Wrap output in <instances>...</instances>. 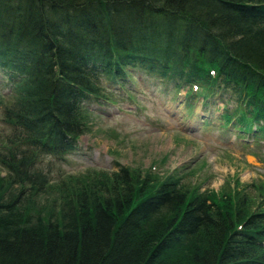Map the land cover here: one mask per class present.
Returning <instances> with one entry per match:
<instances>
[{
	"label": "trees",
	"instance_id": "1",
	"mask_svg": "<svg viewBox=\"0 0 264 264\" xmlns=\"http://www.w3.org/2000/svg\"><path fill=\"white\" fill-rule=\"evenodd\" d=\"M136 68L264 140V0H0V264H264L262 183L41 166L89 131L105 82L131 96Z\"/></svg>",
	"mask_w": 264,
	"mask_h": 264
},
{
	"label": "rangeland",
	"instance_id": "2",
	"mask_svg": "<svg viewBox=\"0 0 264 264\" xmlns=\"http://www.w3.org/2000/svg\"><path fill=\"white\" fill-rule=\"evenodd\" d=\"M160 81L136 68L125 90L130 97L105 82L111 100L103 97L101 104L96 99L85 102L90 111L89 131L63 159L45 157L41 166L50 168L53 180L91 169L114 171L126 166L159 177L174 171L186 185L200 190L219 192L235 180L264 185V140L241 138L219 127L213 114L218 115L221 109L214 107L212 113L213 107L205 110L201 98L189 102L186 111L185 90L172 89L171 84ZM0 91L6 93L9 87L0 85ZM224 94L229 96L228 91ZM216 105L220 108L221 102ZM205 117L209 121L202 125ZM8 132L0 119V143ZM249 189L255 190L252 186Z\"/></svg>",
	"mask_w": 264,
	"mask_h": 264
},
{
	"label": "bare ground",
	"instance_id": "3",
	"mask_svg": "<svg viewBox=\"0 0 264 264\" xmlns=\"http://www.w3.org/2000/svg\"><path fill=\"white\" fill-rule=\"evenodd\" d=\"M242 18V17H241ZM242 20V19H241ZM246 21V20H245ZM247 22V21H246ZM161 82V81H160ZM89 125V124H88ZM88 131V130H87ZM230 181V180H229ZM168 189H170V188H168Z\"/></svg>",
	"mask_w": 264,
	"mask_h": 264
}]
</instances>
